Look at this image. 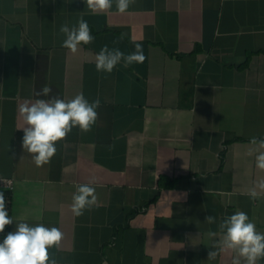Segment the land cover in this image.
Here are the masks:
<instances>
[{"label":"crops","instance_id":"crops-1","mask_svg":"<svg viewBox=\"0 0 264 264\" xmlns=\"http://www.w3.org/2000/svg\"><path fill=\"white\" fill-rule=\"evenodd\" d=\"M87 14L85 0H0V176L13 180L0 191L14 220L0 242L25 222L62 232L57 264H244L221 250L219 224L243 211L264 233V195L246 194L264 178L247 154L264 139V0H136L125 13L114 2L72 54L59 29ZM135 43L143 63L96 70L103 46ZM45 85L100 107L91 131L74 127L37 167L19 105L48 99ZM89 183L99 207L77 217L72 196Z\"/></svg>","mask_w":264,"mask_h":264},{"label":"clouds","instance_id":"clouds-1","mask_svg":"<svg viewBox=\"0 0 264 264\" xmlns=\"http://www.w3.org/2000/svg\"><path fill=\"white\" fill-rule=\"evenodd\" d=\"M115 2L116 9L125 13L136 0H85L88 9L93 14H104L110 10ZM66 38L62 47L72 54L79 51L81 44L88 45L94 42L89 24L80 19L78 28L69 27L66 23L59 29ZM124 38L121 34L120 39ZM146 57L142 45L135 43V51L125 54L119 48L109 49L103 46L95 56V67L98 72L111 73L114 68L123 62L124 67L134 63H143ZM52 88L43 86L37 96L49 97L36 99L34 102L25 101L19 105V114L23 119L22 148L30 153L37 167L49 164L57 152L56 142L62 141L71 133L74 127L81 132L91 131L98 120L100 107L99 98L89 101L83 93H78L70 100L50 96ZM248 155H255L256 168L264 171V139L252 137ZM251 199L264 195V178L253 183L246 193ZM72 213L79 217L86 210L99 207L96 189L89 184L76 186L72 196ZM205 221L209 224L216 222V217L208 215ZM13 218L9 216L7 200L4 192L0 191V233L5 232L6 226L12 225ZM219 229L224 232L221 250L234 252L242 258L244 264H259L264 260V233L256 229L255 224L243 211H237L227 216L220 224ZM215 235V233H211ZM63 234L56 228H48L43 224L30 226L28 223H15V230L9 231L0 242V264H57L54 257L50 258L49 249L59 247ZM215 251L208 253V259H214ZM233 264H240L234 260Z\"/></svg>","mask_w":264,"mask_h":264},{"label":"water","instance_id":"water-1","mask_svg":"<svg viewBox=\"0 0 264 264\" xmlns=\"http://www.w3.org/2000/svg\"><path fill=\"white\" fill-rule=\"evenodd\" d=\"M84 21L88 24L93 25L96 29L103 28L106 23V15L104 14H87L84 16Z\"/></svg>","mask_w":264,"mask_h":264},{"label":"built area","instance_id":"built-area-1","mask_svg":"<svg viewBox=\"0 0 264 264\" xmlns=\"http://www.w3.org/2000/svg\"><path fill=\"white\" fill-rule=\"evenodd\" d=\"M13 180L7 177L0 176V190L3 188H12Z\"/></svg>","mask_w":264,"mask_h":264},{"label":"trees","instance_id":"trees-1","mask_svg":"<svg viewBox=\"0 0 264 264\" xmlns=\"http://www.w3.org/2000/svg\"><path fill=\"white\" fill-rule=\"evenodd\" d=\"M8 200V199H7ZM7 208H8V205H7ZM7 227V226H6ZM7 231V230H6ZM5 234V232L4 233H2V235H4Z\"/></svg>","mask_w":264,"mask_h":264}]
</instances>
